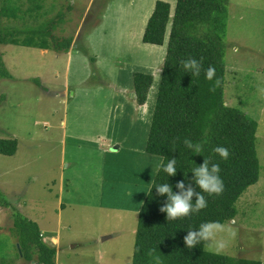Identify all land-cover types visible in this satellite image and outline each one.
Here are the masks:
<instances>
[{
	"label": "rangeland",
	"instance_id": "obj_1",
	"mask_svg": "<svg viewBox=\"0 0 264 264\" xmlns=\"http://www.w3.org/2000/svg\"><path fill=\"white\" fill-rule=\"evenodd\" d=\"M155 4L153 0H0L5 27L22 32L39 30L56 20L53 33L60 39H74L68 53L48 49L47 54H41V49L35 47L0 45L12 75L11 79L0 78V96L6 97L0 104V134L15 135L20 148L16 157L0 156L1 198L14 205L13 210L0 208V264L20 262L15 227L20 217L37 222L44 235L52 231L62 239L58 264H132L139 212L125 211L128 205L122 198L117 197L122 202L119 203L111 196L127 188V177L149 171L157 156L147 159L146 165L145 147L142 148L145 133L141 130L136 136V124L131 132L129 128L115 132L113 126L107 130L111 139L119 143L108 173H103L105 164H100L106 152H98L96 145L86 149L83 142L87 135L105 134L98 123L89 124L96 118L89 110L108 105L100 98L104 92L96 97L91 89L101 86L118 93L119 82L112 77L125 85L133 65L139 59L149 60L139 39ZM80 34L91 40L88 44L94 51L81 45ZM83 59L88 66L82 67ZM225 64L227 104L259 124L257 153L261 171L258 183L236 203L238 216L224 224L215 239L225 242L218 254L264 264V0H230ZM106 66L110 81L104 79L101 83ZM34 78H39L42 86L35 84ZM80 78L85 90L80 87ZM83 90L95 95L86 99L80 93ZM156 93L157 88L152 104ZM92 160L101 166L102 181L98 184L93 176L97 171H86ZM129 169L130 175L126 172ZM61 184H65L64 194H59ZM80 187L87 192L81 193ZM59 195L65 199L63 207L59 206ZM81 200L116 204L107 212L101 208L90 210V220H85L86 213L80 212ZM206 250L216 253L210 242ZM22 261L37 264L24 258Z\"/></svg>",
	"mask_w": 264,
	"mask_h": 264
},
{
	"label": "trees",
	"instance_id": "obj_2",
	"mask_svg": "<svg viewBox=\"0 0 264 264\" xmlns=\"http://www.w3.org/2000/svg\"><path fill=\"white\" fill-rule=\"evenodd\" d=\"M229 2L176 0L172 12L170 3L159 0L145 28L143 42L157 46L165 44L169 32L160 80L156 77L154 81L153 75L147 73L134 74V87L140 105L147 102L150 92L147 105H152V94L157 88L146 152L152 156H165V162L167 157L178 159L175 176L168 178L160 171L153 182L168 180L175 191L177 181L184 178L188 159L197 165L203 162L202 156L191 155L183 146L182 140L187 137L204 142V156L210 162L220 164L224 190L218 195L205 194V208L187 217L167 221L166 214L160 211L166 198L159 196L153 188L139 211L132 264H153L150 253L159 255L162 264H263L256 260L209 252L206 250L207 242H201L192 249L184 244L187 231L198 229L202 223L218 222L224 225L234 220L239 213L236 203L260 179L257 153L259 124L240 109L229 106L224 95ZM56 24L57 21L52 20L39 30L22 32L16 27H5L0 10V45L13 44L68 53L74 39L57 37L53 33ZM189 57L201 62L199 76L185 73L181 62ZM210 66L215 68L212 80L205 75ZM0 78H12L1 53ZM216 80H219V84H216ZM34 81L41 85L39 79ZM5 99V96H0V104ZM218 145L228 148L230 155L227 160H222L213 151ZM17 151V139H0V154L14 156ZM1 197L0 194V207L13 210L14 205ZM15 227L20 256L25 261L56 264L58 251L44 241L37 222L20 217Z\"/></svg>",
	"mask_w": 264,
	"mask_h": 264
},
{
	"label": "crops",
	"instance_id": "obj_3",
	"mask_svg": "<svg viewBox=\"0 0 264 264\" xmlns=\"http://www.w3.org/2000/svg\"><path fill=\"white\" fill-rule=\"evenodd\" d=\"M154 1H155V3L157 2V0H153V4H154ZM164 1H166V0H164ZM170 4L172 6V12H173L175 9L176 0H173L172 2H170ZM154 8H155V6H154ZM153 11H154V9H153ZM147 22H148V20L146 21L144 26L141 28L139 40L142 39V41H143V36L145 33V28L147 26ZM169 28H171L170 25H169ZM168 40H169V32L166 35L165 44L163 46L146 44L143 42L144 43V44H142V46L144 47L143 49H145V51L147 52V55L150 58L146 62H143L142 59H139L140 62L133 65V68H131V70L129 71V74H128L129 81H126L125 85H123V84L120 85L119 79H117V78L114 79V77H112L113 81L116 80L119 82L118 84L120 87L119 88L120 91H118V93H116V91L115 92H109L107 89L101 88V86H96V87L91 89V90H95L96 97H97L98 93L104 92L100 95V98L102 101H106V103H108V105L104 104V105L98 107V109L95 108V109L89 110V112L91 111L90 113L93 116H96V118H93L89 122V124L96 125V123H98L101 126L100 131H104L105 134H102V132H101L98 135H87V136H85L87 138V141H84L83 143H85L84 146H86V149L91 147V146L95 147V145H96L97 151L99 150L100 152H102V150H103L104 152H106L107 157L101 156V158H100V160H101L100 164L101 163L105 164L102 167L103 173L105 171H107V173L110 171V167H109L110 159H114L115 151L119 149V143L114 142L113 138L111 139L109 132H107V130H110L112 126H113V130L116 129L115 132L123 131L127 128H129V130L131 132L132 126H134V124H136L135 126L138 125L139 129H135L136 136H139V133L142 132L141 130H143L145 133V139H144L142 148L145 147L144 148L145 153L143 152L144 153L143 157H144L146 165H147V159L149 160L150 158H153L152 155L149 156V154L146 152V146H147V142H148V138L146 136L149 137V132H150L151 124H152L157 93L154 96V103L152 105H150V106L147 105L151 92L149 93L147 102L144 105H140L138 103L136 92H135V87H134V74L137 72L151 74L154 77V81L157 80L156 76L158 75L157 77L160 80L162 67H163L164 59H165L166 52H167ZM89 41H91V40L81 38V34H80L81 45L82 46L84 45L85 47H88L89 49L94 51V49H92L91 45H89L90 44ZM129 45L134 46L130 43H129ZM23 47H26V46H23ZM29 48H31V47H29ZM136 50L138 52H142L141 54H143V53L146 54V52H144V50H142V49L139 50L138 47H136ZM40 52H41V54H47L48 53L47 50H45V49H41ZM3 60H4L5 65H7L6 57L3 58ZM83 62L86 65L83 64L82 67L88 66L84 59H83ZM115 63H116V61H115ZM107 69H108L107 66L104 67L103 70L101 69L103 71L102 73H104L103 79L100 80L101 83H103L104 79H106V80L110 79V74L108 73ZM27 77L30 78L31 76H27ZM32 77H34V76H32ZM132 77H133V81H132ZM34 79H36V78H34ZM82 82L83 81L80 78V87H83L85 90L86 89L85 86H81ZM108 83H111V82H108ZM40 86H42V84ZM90 91H84V92H80V93L82 95H84V97L86 99H90V98H92V96L95 95V94L92 95ZM115 94H117V95H115ZM106 118H108V120H106L104 123H102V121ZM62 124L64 126H67L66 121H62ZM81 127H84V126L80 125V128ZM93 129L95 130L96 127H94ZM0 139H17V137L15 135L9 134L7 132V133L0 134ZM92 139H96L95 142H92ZM83 140H85V139L80 138V141H83ZM19 149L20 148H19V140H18V150ZM80 150H81V148H80ZM17 155H18V151L14 156H6V155L0 154V156H6V157H10V158L16 157ZM143 157H142V159H143ZM81 160L82 159L80 157V161ZM154 160H155V163L152 160L153 165L151 166L149 171L143 170V172L140 175H137V177H135V178L133 176L127 177L126 180H128V183H129L127 188L124 189L125 187H123V191L121 190L122 193L121 192L119 194L114 193V195L111 196V197H114L115 200H118L117 199L118 196H120L122 198V201L128 205V206H125V208H123L125 211H127V212H135V211L139 212L141 207L143 206L145 198L148 194L147 189L153 183V179L155 178V176L157 174L156 173L157 171L155 169V164L158 160V156L155 157ZM151 169H153L152 172H151ZM99 170H101V166H99V164L97 162H95L94 160L91 161L90 167L86 166L87 172L97 171V173L95 175H93L94 179H96V184L101 183L100 181H102V177H101V175H99ZM126 172H128L129 173L128 175H130L131 169L126 170ZM106 177L108 179L107 174H106ZM103 187H104V185H103ZM83 188L80 187V192L86 193L87 190L83 189ZM64 192H65V184H61L59 187V194H62V193L64 194ZM103 196L105 198L104 194H103ZM59 197H60V198H58L59 206L63 207V205L65 204V199L62 198V195H59ZM118 202L122 203L119 200H118ZM106 203H107V200H106ZM106 203H105V205L103 202H100L97 204H92V203L84 202L83 200H81L80 201V212L86 213L85 214L86 216H84L85 220H90L87 217L90 215L89 214L90 210H93L96 208H101L103 212H107L108 211L107 208L115 206V204H116V203H113L112 201H110V204L106 205ZM0 208L3 209V211L9 210V208H4V207H0ZM49 233H50L49 235L46 232H45V235L43 233L44 241L47 244L51 245L52 247H55L59 253V251H61L60 246H61V240L62 239L59 236H57V234H54V232H52V231H50ZM55 239H56V242H55ZM58 253H57V257H56V264H58V262H57ZM18 258H19V256H18ZM19 259H20L19 264H24L22 261L23 258L21 257Z\"/></svg>",
	"mask_w": 264,
	"mask_h": 264
},
{
	"label": "clouds",
	"instance_id": "obj_4",
	"mask_svg": "<svg viewBox=\"0 0 264 264\" xmlns=\"http://www.w3.org/2000/svg\"><path fill=\"white\" fill-rule=\"evenodd\" d=\"M181 63L185 73H191L193 76L200 75L201 62L197 59L189 57ZM205 75L208 80H212L215 76V68L211 66L208 67ZM216 84H219V80H216ZM211 90L214 89H210V91ZM182 143L191 155L202 156L203 162L197 165L188 159L184 170V178L177 181L174 186L175 191L168 180L161 183L153 182L147 189L148 194H150L151 190L154 188L159 196L166 198V202L160 207V211L166 214L167 221L187 217L205 208L207 206L205 194L218 195L224 190V182L220 175V164L210 162V160L204 156V142L193 141L185 137ZM213 151L218 154L222 160H227L230 155L228 148L224 146L218 145ZM177 161L178 159L176 158L167 157L165 162V156H161L155 164V169L157 173L163 171V173L167 174L168 178L175 176L178 170ZM188 173H191L190 177ZM223 228L224 226L218 222L202 223L198 229L187 231V235L184 237V244L188 249H192L201 242H210L212 244V249L216 253H219L225 248V242L223 240H217L215 237ZM150 255H152L153 264H162L159 255H153L152 253H150Z\"/></svg>",
	"mask_w": 264,
	"mask_h": 264
}]
</instances>
